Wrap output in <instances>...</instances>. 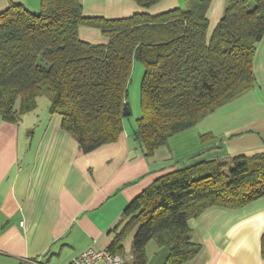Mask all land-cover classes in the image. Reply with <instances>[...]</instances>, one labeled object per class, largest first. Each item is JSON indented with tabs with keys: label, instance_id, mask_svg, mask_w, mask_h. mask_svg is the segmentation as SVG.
Returning a JSON list of instances; mask_svg holds the SVG:
<instances>
[{
	"label": "trees",
	"instance_id": "trees-1",
	"mask_svg": "<svg viewBox=\"0 0 264 264\" xmlns=\"http://www.w3.org/2000/svg\"><path fill=\"white\" fill-rule=\"evenodd\" d=\"M122 17L87 16L80 0H41L33 12L12 2L0 12V117L18 124L49 94V111L88 153L119 139L134 60L144 65L142 114L132 138L145 157L174 135L253 88L254 58L264 37V0H225L209 34L212 0H184L160 12L164 0H133ZM97 27L107 43L81 39ZM203 140L214 137L209 132ZM264 196V153L225 154L167 172L125 207L109 249L125 256L134 229L131 262L147 264V244L168 250L163 264H185L202 244L190 219L214 206L240 208ZM264 259V233L261 239Z\"/></svg>",
	"mask_w": 264,
	"mask_h": 264
},
{
	"label": "crops",
	"instance_id": "crops-1",
	"mask_svg": "<svg viewBox=\"0 0 264 264\" xmlns=\"http://www.w3.org/2000/svg\"><path fill=\"white\" fill-rule=\"evenodd\" d=\"M87 16L122 17L139 6L133 0H80ZM12 2L38 12L41 0H0V12ZM164 0L154 13L180 6ZM225 0H212L209 34L219 22ZM101 31V30H100ZM81 39L107 43L99 30L79 28ZM256 84L207 115L196 126L169 139L145 157L126 124L115 142L82 153L49 108L30 112L18 123L0 117V264H24L45 258L68 264L88 248H108L128 203L161 175L202 159L225 154L264 153V37L254 58ZM33 115V116H32ZM213 133L203 140L201 135ZM200 253L185 264H264V196L240 208L214 206L189 221ZM134 228L124 241L131 262ZM168 250L147 244V264H163Z\"/></svg>",
	"mask_w": 264,
	"mask_h": 264
},
{
	"label": "rangeland",
	"instance_id": "rangeland-1",
	"mask_svg": "<svg viewBox=\"0 0 264 264\" xmlns=\"http://www.w3.org/2000/svg\"><path fill=\"white\" fill-rule=\"evenodd\" d=\"M179 5L180 6L185 5V1L180 0ZM86 28L96 29L99 30L100 33H102L100 29L97 27L86 26ZM144 70L145 68L143 63L140 60L135 59L133 63V72L128 87V101H129V107L131 113L126 117V124L128 125L127 127L130 129H131V124L133 125L132 127L137 125L136 120L142 114L140 92H141V82L144 76ZM50 104H51V99L49 94L45 93L40 95L38 97V105L34 110L35 112L34 114L42 113L43 111H45V109L50 107Z\"/></svg>",
	"mask_w": 264,
	"mask_h": 264
},
{
	"label": "built area",
	"instance_id": "built-area-1",
	"mask_svg": "<svg viewBox=\"0 0 264 264\" xmlns=\"http://www.w3.org/2000/svg\"><path fill=\"white\" fill-rule=\"evenodd\" d=\"M126 257L108 248H88L76 255L68 264H124ZM24 264H49L45 258H25Z\"/></svg>",
	"mask_w": 264,
	"mask_h": 264
},
{
	"label": "water",
	"instance_id": "water-1",
	"mask_svg": "<svg viewBox=\"0 0 264 264\" xmlns=\"http://www.w3.org/2000/svg\"><path fill=\"white\" fill-rule=\"evenodd\" d=\"M131 113L130 110H125L124 115H129Z\"/></svg>",
	"mask_w": 264,
	"mask_h": 264
}]
</instances>
